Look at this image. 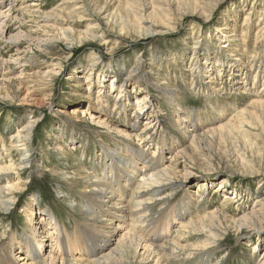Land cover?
<instances>
[{"label":"rangeland","instance_id":"rangeland-1","mask_svg":"<svg viewBox=\"0 0 264 264\" xmlns=\"http://www.w3.org/2000/svg\"><path fill=\"white\" fill-rule=\"evenodd\" d=\"M0 23H4L0 38V159L7 156V151L1 153L3 146L10 148L14 135L30 122L36 123L25 154L30 164L21 171L15 169L17 174L0 176L6 179L2 184L18 180L20 184L22 178L23 188L14 195L9 211L0 212V254L10 256L6 248L12 241L20 248L26 235L36 236L47 252L58 248L51 241L57 235L45 237L51 225L43 219L56 221L63 240L72 238L74 242L80 231L93 227L87 198L93 194L96 179L81 176L82 168L113 178L117 165L125 173L135 170L134 180L140 182L148 167L133 160L132 167L123 161V154L131 158L129 146L143 151L146 141L130 131L134 117L121 120L117 103H127L125 112L131 116L141 98L147 103V116L141 123L146 126L145 119L154 118L147 122L151 125L148 132L156 137L161 132L180 137L183 129L177 123L176 106L160 90L168 86L180 89L179 107L193 120L197 116L203 133H213L203 149L195 152L194 166L188 159L181 158V166L170 160L175 150L189 147L191 139L172 151L165 149L164 164L176 166L183 174L188 171V175L182 179V174L173 173L181 188L174 195L166 193L164 199L168 203L160 231L167 225V236L156 241L157 254L152 256L146 254L143 242L135 264H256L264 257V217L241 220L260 206L259 198L264 199V0H0ZM243 111L247 113L239 133L229 137L219 131L236 112ZM116 128L133 133V138L117 136ZM243 131L247 138L241 136ZM156 151L152 145L147 149L151 155ZM17 155H11L15 161ZM208 170L213 175L204 178ZM186 194L193 202L201 199L211 208L227 202L226 235L215 245L213 256L201 257L198 236L182 228L197 215L181 205ZM31 210L36 217L29 221ZM182 210L187 212L184 219L172 218L171 212ZM122 223L114 220L106 230L96 225L98 239H104V231L115 230L110 243L115 248L132 231L129 221ZM147 240L151 241L150 236ZM173 240L177 250L167 246ZM81 242L90 251V240L81 238ZM34 246L16 250L11 256L15 264L22 263L19 257H27V250ZM78 248L68 244L67 251L72 252L65 259L67 264H83L89 258ZM169 248L175 250V256H169ZM58 259L57 264H62ZM36 261L31 263L42 264V260ZM0 264L8 262L0 257Z\"/></svg>","mask_w":264,"mask_h":264},{"label":"bare ground","instance_id":"bare-ground-1","mask_svg":"<svg viewBox=\"0 0 264 264\" xmlns=\"http://www.w3.org/2000/svg\"><path fill=\"white\" fill-rule=\"evenodd\" d=\"M10 14H11V12H10ZM3 26H4V23H0V34H1L0 38L3 36V29H4ZM247 28H248V26H247ZM247 35L248 34L246 33V31L243 32V36L246 37ZM92 37L95 38V35ZM12 42H14V41L12 40ZM244 47H246V46H244ZM244 51L248 52L249 50L246 47V48H244ZM254 54L256 55L255 58H257L258 57L257 54L256 53H254ZM259 57H260V55H259ZM252 60H255V59L253 58ZM219 66L223 67L224 66L223 62L219 61ZM219 70H221V69L218 68V74H219ZM90 73L91 72H89V74ZM245 76H246V74H245ZM123 89H124V86L122 87V91L124 93L125 90H123ZM160 90H161V92H163V94L167 98V100L169 99L171 104L174 107L176 106V112H178L177 114H179V119H178L177 123H178V125H181L182 126L181 129H183L182 136L180 135V137H175V134H173V133H171L170 135H165L164 132L159 133L157 137L155 136L154 133L150 134L148 132V130H150L151 125H149V123H147V122H149L150 119L152 120L154 118L151 116L150 118L145 119L147 121V122H145L146 126H143V124L141 123L143 118H146V116H147V114L145 113V110L147 108V105H146L147 103H144L145 101H142L141 98L136 100V102H135L136 111H134L131 116L127 115L125 112L127 103L126 104L122 103V100L120 101V103H117L119 105L118 106V111H119L118 116H120L121 120H123L125 122V121H127L126 116L128 118L134 117L136 122H133L132 124L130 123L129 129L131 132H138V134H136V136L137 137L139 136V137L145 139V141H146L145 142L146 148L143 151L134 149V148L129 146L128 154H130V156H132L131 158H128L125 154H123V161L124 162L125 161L130 162L132 167L134 166L133 161H134V163L136 162V165L139 163L143 164L142 168L148 167L149 171L145 172V173H147V172L148 173L145 176H143V179L138 183L135 182L134 179H135V175L137 174V172H135V170L132 172H129L130 170L128 171L125 168L126 171L129 172V173H125L124 171H121L120 167L117 165L113 166V168H114L113 172L114 173H113L112 177L115 178L114 180H113V178H111V175L101 174V173H99V175H97L95 173H91L89 170H86L85 168H82L83 172H81V174H82L81 176H83L84 178H89L90 176H94L93 178L96 179V181L94 182V185H96V187L93 190V194H91L89 196V198H87V200H88V203H87L88 204V212H92L93 213L92 215H94L93 217H91V221L93 222L92 223L93 227L91 226L88 230L85 229L82 232L80 231L79 236L75 237V242H74L72 238L71 239L69 238V240H68V238H66L67 240H65V239L63 240V237H61V233H59V232L57 233V230L59 229L58 228L59 225L57 224L56 221H53L50 218H48L47 220L43 219L44 221H48L47 223L49 225H51V226H49V227H51L50 228L51 230L49 232L45 233V237L48 239H51L52 235H57V237L54 238L55 240L51 239V241L53 242V244L57 245L58 248L55 249L54 247H51V249L48 250V252H47L45 245L41 244L36 239V236L33 237L31 235H26L27 238L24 239L26 242L24 243V240H22L23 242H22V245L20 246V248L17 249L15 247L16 244L12 241L11 242L12 245L9 246L8 248H6L8 250V252L10 253V256L9 255H3L1 253L0 254L1 258L4 257V260H6V262H8V264H15V257L11 258V256H13V254L16 252V250L22 249L24 245H25V250L28 248V246H31V245H35L36 247L34 246V247L30 248L29 251L27 250L28 255L24 251L25 254L27 255V257H23V256L19 257V260L22 261V263H20V264H34L37 262L36 260H38V259L42 260V261H40V262H42V264H57L59 262L58 258H61L62 264H67L65 262V259H66L67 255H70V253L72 252V250L69 251L70 253L67 251L68 244H70L72 246L74 244L78 245L79 246L78 251L81 254L87 255L89 257L86 259V262H83V264H135V263H137V261L139 259L138 249L140 247H142L143 242H146L145 247L143 246L146 250V254H149V255L151 254V256H152L154 253H156V250H158V248H157L158 246L156 244L157 243L156 241L160 240V239H162V241H163L164 238L167 236V234H165V232H167V225H165L164 228L160 231L161 224L164 222L165 214H166V213H163V211L166 210L165 205L168 203V201H166V200L164 202V199H166V197H167L166 193L168 195H174L181 188L177 179L173 178V173L177 174V172H178V174L179 173L182 174L183 175V177L181 176L182 179L187 178V175H188V171H186L184 174L181 171H177L178 169L176 166L182 165L180 162L181 158L188 159L190 161L189 163L192 164V166H194V163L197 162V156L195 155V152L201 151L203 149L204 144L207 142L210 135L213 133V132L210 133L209 131L203 133L202 125L199 122L197 116H196V120H193L192 118H190L188 116L189 112L187 113V111L183 110L182 107H179L180 104H178V103H181L180 98H179L180 89H178V90H176L174 88L170 89L168 86H163V89H160ZM220 90L221 89H217L218 92H220ZM126 93H127V90H126ZM243 94H244V92H243ZM120 98H121V96H120ZM126 101L131 102L127 98H126ZM261 102L262 101H257L256 103H257V105H262ZM220 105L222 106L223 104L220 103ZM114 108H116V106H114ZM214 108L215 107L213 105L212 109H214ZM226 108L227 107L224 106V109L226 111H229ZM102 109L103 108H101V110ZM180 111H183L184 113L180 112ZM146 112H148V111H146ZM75 113H77V112H74V114ZM245 113H247V111L238 112V113L236 112L229 119V123L221 126V129L219 131H225L229 137L232 136L233 134L237 133V132L239 133L240 130L244 127V124L242 123V119L244 118ZM157 120H158V118L156 117L155 120L153 121V123H156ZM99 123H103V121H99ZM145 123H144V125H145ZM141 124H142V126H141ZM35 126H36L35 122H30L28 125L23 127L16 135H14L12 137V139L10 140V143H9L10 148L7 149L5 146H3L1 153L7 151L6 152L7 156L3 159H0V163L6 164V166H4V167L0 166V176H4V175H6V173L12 174L15 172V169H16V171L17 170L21 171V169L23 167H25V165L28 166L30 164V161L26 160L25 154H27L29 152V149L31 147V138L32 137L30 134H31L32 129L35 128ZM142 127H144V128H142ZM115 133L117 134V136L125 138V139H127L128 137L133 138V136H134L133 133L131 135L130 132L127 133V131H125L124 129H117L116 128ZM241 136L243 138H247L244 131L241 132ZM153 137H154V139H153ZM174 138H176V140ZM186 138L191 139L189 147H187L185 149L183 148V149L175 150L176 152H175L174 157L170 158V160L172 159L171 161L174 162V164L176 166L172 167L171 165H165L163 162V159H164L163 154L165 153V149H169L170 151H172L173 150L172 148L180 145V143H185L187 141ZM152 142H154V143H152ZM17 144H20V146H17ZM137 145H139V144H137ZM151 145L153 147L155 146L157 148V151L154 153L152 152L153 153L152 155H151V152H147V149L148 148L150 149ZM20 147H23V149L25 148L27 150V152L25 153V152H23V150H20L19 149ZM62 149L63 148H61V151L63 152ZM12 153L18 154L17 155L18 159L16 161L11 156ZM157 153H160L159 157H156ZM2 155H4V154L2 153ZM3 160H5L6 162ZM13 161H14V163H11ZM103 175H105L104 179L100 177ZM210 175H213L212 170H208L206 172V174L204 175V178H207ZM21 180H22V178H20V184H21ZM3 181H6V179L5 180L0 179V212H3V211L7 212V211H9L8 210L9 207L12 206L14 203V200H15L14 195L16 193L22 192L23 188L21 187L22 184L21 185L19 184V182H18L19 180L17 182H14V183H10V181H9L7 183L2 184ZM90 181H92V179H90ZM130 188H132L133 190L129 191ZM202 188H203V185H202ZM200 189L201 188H199V191H201ZM216 193H217V191L214 192V194H216ZM171 198H173V197H171ZM225 200H227V198H225ZM257 203H260V206L259 207L255 206L252 209L251 216L249 217L247 215L246 217L242 218L241 220H245V221L247 219L254 220L255 218H257L256 216H263L264 217V199L259 198L257 200ZM181 205L184 208H188V211L190 209H194L197 212L198 216L196 215L195 219L191 220L187 225H183L182 228L190 229L191 235L194 234L193 235L194 237L198 236V239H199L198 241L200 243L197 246V251L199 253H202L199 255L201 257H203V256L210 257V256L215 255L217 252L215 250V247H216L215 245H217V243L219 244V241L224 239V237L226 235L225 222L228 219V216L226 213L227 202L223 201L221 208H217L216 206H215V208H211L208 205V203L204 205L203 201H201V199L193 202V200H191L190 196H188L186 194L184 196L183 203ZM171 214L174 215L172 218L177 217V219L181 220V219L185 218L187 212L185 213L184 210H182L181 212L179 211L176 214H175V211L171 212ZM27 216H28L27 218L29 219V221H32L33 216L36 217V214L34 213L33 210H31ZM87 218H89V216ZM49 220H51V221H49ZM114 220H120V221H123V223L125 221H129L131 224V227H132L131 228L132 231L130 233H128L126 235V237L120 238L119 241L117 242L115 248H110V243H112L111 237L114 238V236L112 234L116 233V231L113 229H110L112 231H104L105 233L101 232L104 235L103 236L104 239L101 241L100 239H98L99 238V236H98L99 231H95V230H97L96 225H99L100 229H102V228L105 229L106 227H109L111 225V223L114 222ZM52 221H53V223H52ZM40 223H42V222H39V224ZM123 223H122V225H123ZM42 224L44 225V223H42ZM35 230L37 231L38 229H35ZM147 236H150V239L152 242L147 240ZM174 236L177 237V235H174ZM81 238H85V239L88 238L90 240V242L88 244L90 246L93 245L92 248H88V249H90V251L85 249L86 244H85V248H83L84 247L83 242L78 243ZM177 238H179V237H177ZM70 240L73 242H71ZM182 241H185V240H182ZM101 242L102 243L105 242V243L103 245H101ZM173 244H175L174 240L171 242H168L167 246H170L171 248H175L174 247L175 245H173ZM34 248H36V249H34ZM163 248H162V250H163ZM59 249L62 251L59 252ZM173 250L171 251V249H170V255L168 253V255L170 257H171V255L175 256V254H174L175 252H173ZM175 250H177V249L175 248ZM29 257H32L34 260L29 259ZM263 258L261 260H258L256 262V264H264ZM32 261L34 263H31ZM77 261H78V259H77ZM161 262H164V261H161ZM68 264H80V262L74 263V261H73V263H71V261H70Z\"/></svg>","mask_w":264,"mask_h":264}]
</instances>
